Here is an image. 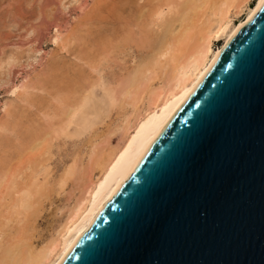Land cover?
Masks as SVG:
<instances>
[{"label":"bare ground","instance_id":"1","mask_svg":"<svg viewBox=\"0 0 264 264\" xmlns=\"http://www.w3.org/2000/svg\"><path fill=\"white\" fill-rule=\"evenodd\" d=\"M130 1L125 0L124 4ZM145 1L136 11L132 3L130 8L118 0L117 15L112 16L121 22L119 27L118 24L112 27H117L116 31L113 29L116 35L112 34L117 40L103 34L94 43L96 49L92 48V40L89 46L79 43L87 46L85 50L82 46L83 58L89 63L88 68L99 71L97 75L84 70L80 62L75 64L79 68H75L77 75L72 74L66 85L64 80L63 84L59 83L61 77L57 71H52L46 80H37L39 88L49 83L55 85L50 106L43 104L45 110L41 106V122L36 123V118L27 116L29 122L25 123L23 116H19L22 111L17 113L12 106L6 107L5 118L0 117V264H59L130 175L148 145L198 84L221 49L263 2L254 0L250 5L251 0ZM121 3L128 11V8L132 10V17L121 8ZM242 13L244 18L237 21ZM88 18L82 19L83 22L89 21ZM109 19L107 16L102 20L107 21L103 26L111 23ZM79 28L66 35L64 47L70 46ZM219 40L221 44L215 46ZM132 43L142 46L140 56L118 77L104 79L100 74L102 66H107ZM90 44L96 53L89 48ZM2 58L0 69L5 63L13 66L18 57L12 49ZM29 84L22 86L24 90L19 96L42 105L46 95L31 93L36 85ZM115 111L117 116L100 129V124ZM89 132L87 148L74 153L55 182L50 180L47 166L55 142L63 135L79 138ZM114 134H118L116 143ZM70 181L78 192L67 206L61 207L62 217L57 228L44 237L39 232L38 217L45 205L51 204L50 197L65 192Z\"/></svg>","mask_w":264,"mask_h":264},{"label":"water","instance_id":"2","mask_svg":"<svg viewBox=\"0 0 264 264\" xmlns=\"http://www.w3.org/2000/svg\"><path fill=\"white\" fill-rule=\"evenodd\" d=\"M59 264H264V0Z\"/></svg>","mask_w":264,"mask_h":264},{"label":"rangeland","instance_id":"3","mask_svg":"<svg viewBox=\"0 0 264 264\" xmlns=\"http://www.w3.org/2000/svg\"><path fill=\"white\" fill-rule=\"evenodd\" d=\"M97 1L98 0H0V61L3 59L2 58L3 55L6 56V54H10L12 49L14 51V54H17V57L19 58V59L16 58V63L13 66L12 65L7 66V64L5 63L4 68H1L2 70L0 69V117L3 115L1 119H3V117L5 118L4 112H6V109L12 106L11 107L12 109H17V113L19 111H22V113L19 112L20 114H22V115L19 114V116L20 117L23 116L24 119L23 118L22 119L24 121L26 120L25 123L29 122L27 121V116H30L29 118L32 117L31 118L32 120H35L36 118L35 120L36 123L37 121L41 122L42 121V118H40L42 117L41 106L42 109L44 107H47V105L45 104L49 103L48 105L50 106V103H52L53 101L52 94L55 91V88H53L55 87V85L53 86V84L50 85L49 83V85L46 84L47 87L43 86L39 88V86L37 85L38 83L37 80H42V81L44 79L46 80L47 79L46 77L50 75L52 71L54 73H56L57 71L56 74H58L59 77H61L60 80L58 79L60 81L59 83L60 84L65 83V85L68 82V80L70 81L72 79L71 78L72 74L74 75L76 74V70L79 69L76 66L77 64H80V62H81L80 65L82 68H84V70L86 71L88 70L90 73L92 72V75H97L96 72L99 71H94L93 68L91 67L88 68L89 63L87 64V61H85L86 59L84 60L83 51L87 47L86 45H88V43H90L91 40H92L91 44L94 46V47L92 46V48L96 49L94 43H96L95 41H97L98 38L100 39L101 36H104L103 34H105L106 37H109L108 35H110L111 37L117 40V38H115L116 37L115 31L117 27L116 28L114 27L115 31L113 30L114 28L112 29V27L114 25H117L118 23H121L119 22L120 21L119 18L117 20L116 16H114L116 19L112 17L113 15H117L118 0H115L116 4L114 3V0H101V2L103 1L102 2L103 4L102 3L100 4L98 1V7L95 6L97 5ZM119 1L120 2L122 1L123 4L125 2V0H119ZM144 1L135 0L134 2V0H132V2L131 1L130 3L128 2L129 4L126 2L128 6L126 4L124 5L130 8L133 5L134 9L137 11L140 4H144L146 2ZM253 3L254 0H251L250 5H253ZM109 4L111 6H109ZM115 5L116 7H114ZM124 5H122L121 8H124L126 13L128 12L127 15H130L132 10L128 8L130 11L129 12L127 9H125L126 7ZM95 7L96 10H94ZM90 9H92V11ZM104 9H107V11ZM98 11H100L101 14ZM112 11L115 12L113 13ZM104 12L108 16V18L111 17V20L112 18L114 19V21L113 20L111 21L109 19L108 21H111V23L108 22L107 23L108 25L106 24L110 29H108L106 25L103 26L104 23L107 22V21H102L104 19L106 20L107 17ZM107 13H111V15L109 14L110 17ZM88 16L90 17L88 18ZM244 16L245 14L242 13L237 21L244 18ZM84 18L85 19L88 18L89 21L91 20L90 22L92 25L89 23L88 20L87 22L84 23L83 22V20H85ZM92 19L94 20L96 19V20L94 21ZM81 21L85 24V26L82 25L83 23ZM77 22H79L80 24ZM87 23H89L88 24L89 27ZM119 25L120 24H118L117 26L119 27ZM95 26L97 28H95ZM78 27H80L79 28L80 30H78L76 37H74L73 39L74 42L73 40H71L72 42L70 43V46L68 45L64 47L63 39L68 35H70L69 32L71 33L72 31H75L74 29H78ZM103 28H106L107 30ZM87 29L89 30L85 31ZM111 29L114 31V33L111 31ZM84 33L86 34V36ZM88 35H90V37H88ZM82 37H84L83 39L85 42L83 41ZM78 38L80 39L79 41ZM88 38L89 39L92 38V39L89 40ZM85 39L89 40V42H86ZM221 42L222 40L216 41L215 46L220 45ZM79 43L86 45L85 46L79 45ZM91 44L89 48H91ZM82 46L84 47V50ZM78 48L79 50L81 49V51H79ZM95 49L92 50L95 51L96 53ZM74 50L75 52H73ZM141 51H142V46H137L135 45V43L130 44V46H128L122 52H119L117 56L115 55L113 59H111L108 62L107 66H102L100 74H102V76L105 77L104 79L113 80L114 77L115 78L118 77L123 71H125L127 66H130L132 62L140 56ZM75 53H77V56ZM80 55L82 56L80 57ZM78 56L83 59L77 58ZM69 61L71 62V64L68 63ZM64 64L70 65V67L69 66L67 67V65L65 66ZM80 65H78V67H80ZM71 68H72V72H71ZM63 80L64 82L62 83ZM28 83H30L31 86H33L32 84L36 83L35 84L36 87L34 89L30 88L32 89V91H30L31 93L36 94L38 96L42 95L41 97H44L46 95L44 97L46 100L43 98L44 102H42V105L36 103L35 101L31 102L29 100L27 101L26 99L22 100L21 96H19L22 90H24V87L22 88V86L27 85ZM15 104L17 105L15 106ZM45 109L46 108H44V110ZM116 116H117V112L115 111L113 112L111 117L107 118L104 123L100 124V129H104L106 123L109 122L113 117L115 118ZM89 135L90 132L86 133L85 135L79 138L68 137L66 135H63L62 138L58 139L55 142V145L52 148V153H53L52 158L49 160L47 166L50 175V180L55 182L61 170L63 169L64 164L72 158L74 153H76L79 149L87 148L86 142ZM117 140H118V134L116 135L114 134L113 135L114 143H116ZM44 175L45 174L43 173L41 176L43 177ZM76 188H77L76 185L74 186L73 182L70 181L68 186L66 187L65 192L61 194L54 193L50 197L49 202L51 204L50 205L46 204L41 215L38 217L39 232L42 236L44 237L48 236L51 232H53L57 228L60 222V218L62 217V213H61L62 210L60 209L63 206V204L67 206L66 204L70 203V201L74 199L75 194L78 192V189Z\"/></svg>","mask_w":264,"mask_h":264}]
</instances>
